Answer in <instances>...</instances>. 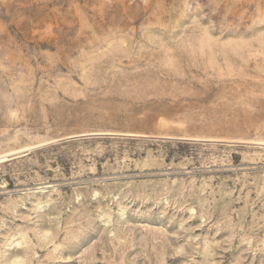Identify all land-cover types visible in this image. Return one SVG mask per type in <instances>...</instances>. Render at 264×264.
I'll use <instances>...</instances> for the list:
<instances>
[{
  "label": "rangeland",
  "instance_id": "obj_1",
  "mask_svg": "<svg viewBox=\"0 0 264 264\" xmlns=\"http://www.w3.org/2000/svg\"><path fill=\"white\" fill-rule=\"evenodd\" d=\"M0 264H264V0H0Z\"/></svg>",
  "mask_w": 264,
  "mask_h": 264
}]
</instances>
